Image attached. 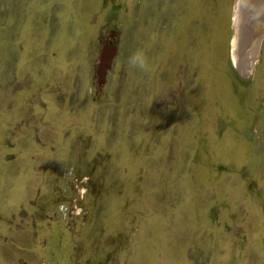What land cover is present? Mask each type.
Here are the masks:
<instances>
[{
    "label": "rangeland",
    "instance_id": "374dc122",
    "mask_svg": "<svg viewBox=\"0 0 264 264\" xmlns=\"http://www.w3.org/2000/svg\"><path fill=\"white\" fill-rule=\"evenodd\" d=\"M234 1L0 0V264H264Z\"/></svg>",
    "mask_w": 264,
    "mask_h": 264
},
{
    "label": "water",
    "instance_id": "95a60500",
    "mask_svg": "<svg viewBox=\"0 0 264 264\" xmlns=\"http://www.w3.org/2000/svg\"><path fill=\"white\" fill-rule=\"evenodd\" d=\"M235 17L233 21H238V17L241 18L240 35L244 36L250 46L252 42L258 40L264 36V0H235L234 1ZM243 13L242 16L240 14ZM236 40V36L234 38ZM113 49L103 55L100 59V67L98 68V75L102 79L104 74L103 68L108 65L110 58L112 57Z\"/></svg>",
    "mask_w": 264,
    "mask_h": 264
},
{
    "label": "bare ground",
    "instance_id": "6f19581e",
    "mask_svg": "<svg viewBox=\"0 0 264 264\" xmlns=\"http://www.w3.org/2000/svg\"><path fill=\"white\" fill-rule=\"evenodd\" d=\"M263 37H264V36H263ZM232 38H233V39L231 40V45H232V47H233V46H234V43H235V40H234L235 36L232 37ZM261 39H262V37H261V38H258V40L255 41V45H254V42H252L253 45H251V46H250V42L248 43V46L250 47V48H249V52H252L253 50L256 51V49L259 47L258 45L260 44Z\"/></svg>",
    "mask_w": 264,
    "mask_h": 264
}]
</instances>
